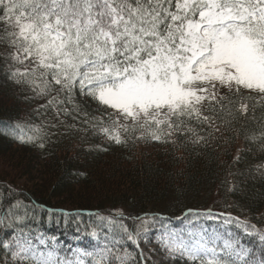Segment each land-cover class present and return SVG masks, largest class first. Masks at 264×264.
<instances>
[{"label":"snow or ice","instance_id":"obj_1","mask_svg":"<svg viewBox=\"0 0 264 264\" xmlns=\"http://www.w3.org/2000/svg\"><path fill=\"white\" fill-rule=\"evenodd\" d=\"M0 61L8 79L31 99H43L40 108L51 114L44 127L18 136L21 143L44 149L51 129L65 127L91 128L120 146L180 140L207 146L223 137L222 128L238 136L237 122L264 111V0H0ZM90 103L100 115L87 111ZM245 139L264 151V130ZM253 175L264 180V163ZM42 215L57 217L66 229L75 223V240L86 236L92 250L61 249L57 237L33 230ZM89 215L99 223L82 228L81 210L45 209L17 196L0 202V225L12 229L0 240L3 264L146 260L126 244L139 248L147 241L156 214L135 217L131 228L123 210ZM220 216L221 224L209 230L193 221L216 219L212 209H187L188 230L166 229L159 240L166 257L184 264H264V229L230 213ZM230 224L240 231L225 227ZM241 233L258 237L259 253Z\"/></svg>","mask_w":264,"mask_h":264},{"label":"trees","instance_id":"obj_2","mask_svg":"<svg viewBox=\"0 0 264 264\" xmlns=\"http://www.w3.org/2000/svg\"><path fill=\"white\" fill-rule=\"evenodd\" d=\"M31 96L8 79L6 66L0 61V165L7 167V172L10 170L9 175L0 174V202L7 204L17 196L45 209L102 215L123 210L124 223L130 228L134 218L145 213L178 218L189 208H210L264 229V180L253 175L255 165L264 163V151L258 143L245 139L246 134L258 135L264 130V111L259 108L254 118L250 115L235 124L236 128H242L238 136L235 131L222 128L223 137L207 146L184 140L175 146L153 141L120 146L91 128L79 131L59 127L51 129L54 134L41 149L17 139L20 133L17 124L32 123L44 115L43 109L38 110L41 99ZM87 111L100 115L95 103H90ZM68 123L72 121L69 119ZM34 124L23 128L32 134L31 130L38 127ZM78 127L84 126L78 124ZM216 136L220 137V133ZM238 149L241 159L234 163ZM17 177L23 180L22 187L5 180ZM9 187L11 193L7 191ZM56 219L42 215L40 223L31 227L55 233L62 239L76 234L75 223L66 229ZM80 220L82 228L99 223L94 216L81 215ZM167 222L159 218L156 224L164 226ZM231 229L240 231L235 224ZM11 232L12 229L0 225V240L10 238L7 234ZM241 234L247 242L245 245L259 253V239ZM126 247L138 252L131 242ZM3 254L2 250L0 264L5 261ZM159 264H184V261L164 260Z\"/></svg>","mask_w":264,"mask_h":264},{"label":"rangeland","instance_id":"obj_3","mask_svg":"<svg viewBox=\"0 0 264 264\" xmlns=\"http://www.w3.org/2000/svg\"><path fill=\"white\" fill-rule=\"evenodd\" d=\"M30 111V110H29ZM24 119H26L27 117L24 116ZM7 167L0 165V174L1 176H5L6 174L9 175L10 174V170L7 172L6 170ZM5 180L8 182H14L15 185L19 188L22 187V185L24 184L23 180H21L19 177L12 179V178H5ZM145 253V252H144ZM146 257V261L150 262V264H159L161 261L166 260V257L160 253L158 250H156L155 248L151 247L148 248L146 250V253L144 254ZM150 257V259L148 258Z\"/></svg>","mask_w":264,"mask_h":264}]
</instances>
